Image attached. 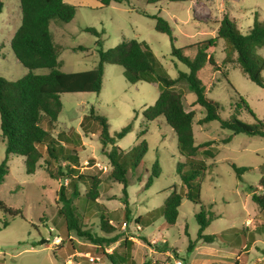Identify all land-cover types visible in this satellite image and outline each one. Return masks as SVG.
<instances>
[{"label":"rangeland","instance_id":"rangeland-1","mask_svg":"<svg viewBox=\"0 0 264 264\" xmlns=\"http://www.w3.org/2000/svg\"><path fill=\"white\" fill-rule=\"evenodd\" d=\"M1 1L0 75L15 80L28 71L11 48L12 36L22 22V11L20 0ZM69 1L77 6L75 17L70 22L53 20L51 24L55 41L61 47L59 58L65 72L92 69L99 60V47L108 49L125 39L137 38L147 41L170 76L177 77L180 71L189 69L172 54L173 43L176 47H186L185 54L194 56L196 47L192 45L216 37L219 21L226 14L231 20H236L242 32H247L257 19H264V0L162 1L157 4L147 0H122L113 1L108 6H102L100 0ZM155 14L169 20L174 41L168 34L156 30V19L152 17ZM87 26L97 28L102 34L98 37L86 31ZM97 40L101 41V46ZM79 45L87 49L74 50ZM226 53V42L220 38L211 50L220 69L207 63L199 72L208 87V95L220 103L223 118L235 114L247 122H255L246 101L256 116L264 121V88L249 79L238 63L224 64ZM261 53L264 54V49ZM35 71L48 73L49 69L38 68ZM225 71L227 75H224ZM177 88L183 94L185 109L196 110V142L214 141L215 155L208 157L210 166L199 191L206 209L216 217L204 233H241L253 219L263 222L262 228H251L248 232L251 241L247 246L240 235H233L234 241L220 238L214 242L199 240L200 224L196 213L201 206L186 197L182 200L174 226L166 228L163 217L149 225L135 222L138 216H149L148 211L162 205L174 187L182 188L178 168L188 172L183 167L186 160L179 152L176 133L166 119L160 117L148 121L143 115V110L158 98V83H129L121 65L105 64L99 93L61 94L63 108L53 135L58 137L57 131L61 130L68 134L73 131L80 133V141L84 145L80 151V170L102 176L99 201L108 207L111 222L120 235L119 241L127 238L134 242L131 254L135 264H264V209L252 199L253 192L264 195V137L245 133L233 135L216 120L199 124V118L205 115L204 108L192 107L195 94L185 81L180 82ZM92 107L108 120L111 136L116 137L118 131L133 122L132 130L123 138L116 139L120 148L126 150L142 140L147 141L148 147L144 149L138 167L129 172L130 220H126L123 214V183L108 176L112 166L103 151L102 125L87 117ZM143 131L144 135L138 139ZM1 133L0 115V165L7 157V143ZM230 136V141L223 142ZM111 147L108 145L106 149ZM233 163L249 167L242 178L232 167ZM7 166L9 172L0 185V200L21 212L22 216L9 220L8 225L0 230V264H64L66 261L72 264H110L100 255L68 252L66 245L60 248V230L54 217L57 207L62 205L59 199L61 185L67 181L51 177L43 160L32 174L26 172L21 155H9ZM154 170H157L158 177H154ZM150 177H154L153 181L146 187ZM84 189L82 186L81 191ZM99 214L98 209H92L83 218L84 223L97 232L100 231ZM4 217L0 213V225ZM71 237L85 242L74 232ZM42 239H45L43 243ZM38 241L41 243L37 244ZM191 242H194L192 250L189 249ZM118 244L111 245L109 251ZM119 249L125 251L123 245ZM89 256H94L95 261H91Z\"/></svg>","mask_w":264,"mask_h":264},{"label":"trees","instance_id":"trees-1","mask_svg":"<svg viewBox=\"0 0 264 264\" xmlns=\"http://www.w3.org/2000/svg\"><path fill=\"white\" fill-rule=\"evenodd\" d=\"M113 1L100 0L102 6H108ZM162 1H189V0H147L148 3L157 4ZM3 2L0 0V12ZM22 22L12 36L11 48L17 60L28 69L22 77L12 80L0 75V115L1 135L7 143V157L0 165V185L5 181L9 172L7 160L9 155H21L24 157L26 172L35 173L39 163L43 160L48 174L58 180L67 181L62 184L59 192L61 206L57 207L54 222L60 230V248H68V252H81L100 255L109 260L110 264H135L131 254L134 244L132 240L119 241L120 235L116 232L117 227L111 222V214L108 207L99 201L102 176L81 171L80 151L83 144L80 141V133L73 131L68 134L64 130L54 136L58 126L59 115L63 108L62 93L96 92L102 89L104 80V65L116 64L123 67V74L129 83L135 84L141 81L155 82L159 84L157 100L143 110V115L148 121H154L164 117L166 122L173 128L178 140V149L185 158L184 171L178 168L182 177V188L174 187L165 202L148 211V215H140L135 222L149 225L163 217V225L168 228L174 226L179 217V208L184 197L200 204V210L196 213L200 224L199 240L214 242L216 238L231 240L240 235L249 245L248 232L251 228H262L263 222L253 219L244 230L239 232H221L205 234L204 231L216 217L208 211L200 197V184L205 178L210 164L208 157L215 155L214 141L206 140L196 142L194 121L196 110H186L183 102V94L177 88L178 84L185 81L195 94L192 107L204 108L205 115L199 118V124L211 121H219L220 126L229 129L234 134L245 133L264 137V121L256 116L245 101L247 108L252 112L256 121L247 122L237 115L232 114L223 118L220 114V103L208 95V87L201 79L199 72L207 64L220 69L211 50L216 46L217 40L222 38L226 42V56L224 64L236 62L242 72L256 84L264 88V19H257L247 32H242L236 20H231L226 14L220 21L217 36L202 40L192 46L196 47V54H185L186 47H176L173 43L172 54L188 67V71H180L177 77H171L161 60L156 55L151 45L145 40L137 38L125 39L108 49L99 47V60L94 68L83 71L65 72L61 69V47L54 40L51 28L53 20L70 22L76 14L77 6L66 0H20ZM156 19L157 31L166 33L171 40H175L172 26L164 16L152 15ZM85 30L96 36L102 33L95 27L87 26ZM101 46V41L97 40ZM86 50L87 47L79 45L74 50ZM38 68H48V73H37ZM227 75V72H224ZM92 117L102 125L100 138L106 154L111 163L110 178L123 183V214L126 220H130L132 210L129 201V172L138 167L147 149V141L142 140L129 149H122L116 145V139L123 138L132 130L133 122L125 125L117 132L116 137L109 132V122L104 115L99 114L95 108H91ZM84 124V120L81 123ZM143 131L138 139L144 135ZM65 136L62 137V134ZM231 136L223 142L230 141ZM112 145L110 149H106ZM94 160V157L91 158ZM237 175L249 170L246 166L232 164ZM154 177H158L154 170ZM150 177L146 187L151 185L153 178ZM264 184V180H262ZM84 186V191L81 187ZM252 199L264 209V195L252 193ZM92 209H98L99 232L88 227L83 218ZM82 210V212H81ZM0 213L5 215L0 225V230L6 227L9 220L22 216V213L13 210L4 201L0 200ZM74 232L78 237L84 238L85 242H79L71 237ZM147 241L145 237H141ZM254 238V237H252ZM119 244L111 251L109 248L114 243ZM41 242L38 241L37 244ZM65 243V244H64ZM33 244V245H37ZM123 245L125 251H120ZM194 242L189 249L192 250ZM143 264H151L145 262ZM262 264V263H256Z\"/></svg>","mask_w":264,"mask_h":264},{"label":"built area","instance_id":"built-area-1","mask_svg":"<svg viewBox=\"0 0 264 264\" xmlns=\"http://www.w3.org/2000/svg\"><path fill=\"white\" fill-rule=\"evenodd\" d=\"M124 225H126V222H124ZM89 258H90L91 261H95V257L94 256H89ZM180 263H181V261H180ZM64 264H72V262L66 261Z\"/></svg>","mask_w":264,"mask_h":264},{"label":"crops","instance_id":"crops-1","mask_svg":"<svg viewBox=\"0 0 264 264\" xmlns=\"http://www.w3.org/2000/svg\"><path fill=\"white\" fill-rule=\"evenodd\" d=\"M66 1H67V2H69V3H72V4H74V3H73V1H69V0H66ZM53 33H54V32H53ZM54 40H55V38H54Z\"/></svg>","mask_w":264,"mask_h":264},{"label":"water","instance_id":"water-1","mask_svg":"<svg viewBox=\"0 0 264 264\" xmlns=\"http://www.w3.org/2000/svg\"><path fill=\"white\" fill-rule=\"evenodd\" d=\"M45 241V239H42L41 242L43 243Z\"/></svg>","mask_w":264,"mask_h":264}]
</instances>
